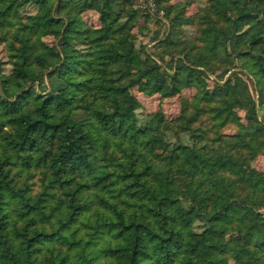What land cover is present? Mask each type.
Wrapping results in <instances>:
<instances>
[{
  "label": "trees",
  "instance_id": "1",
  "mask_svg": "<svg viewBox=\"0 0 264 264\" xmlns=\"http://www.w3.org/2000/svg\"><path fill=\"white\" fill-rule=\"evenodd\" d=\"M166 7L150 51L131 0H0L12 58L10 74L0 58V264H264V171L251 166L264 149V0H211L186 47L178 29L195 18ZM193 87L174 120L137 112L135 88ZM238 107L248 125L209 139Z\"/></svg>",
  "mask_w": 264,
  "mask_h": 264
},
{
  "label": "rangeland",
  "instance_id": "2",
  "mask_svg": "<svg viewBox=\"0 0 264 264\" xmlns=\"http://www.w3.org/2000/svg\"><path fill=\"white\" fill-rule=\"evenodd\" d=\"M211 4V0H163L162 7L160 6V12L158 10L157 0H131V5L137 10L138 17L133 20L134 28L133 32L137 36V46L140 49L154 51L153 45H155L164 32L169 31V27L164 24V21H159V17L168 21L166 15L168 13V7L166 5H178V8L183 9L184 15L192 16L194 21H186L179 29V38L182 47L189 46L190 44L196 42L200 37L201 30L204 27L205 17H206V7ZM150 9L154 13H159L157 17H148L146 9ZM23 15L35 14L39 11V7L35 5H26L23 9ZM174 15V12L172 13ZM83 20L88 23V25L99 26L100 18L99 14L95 11H88L82 15ZM203 22V25H202ZM43 45L52 46L55 42L54 37H48L42 39ZM0 58L5 61V73H11L12 63L10 52L4 44H0ZM220 63H214V68L218 67ZM212 67V69H214ZM218 69V68H217ZM222 68L218 69L221 71ZM240 69V68H236ZM231 70L229 74L234 71ZM227 76V77H228ZM243 77L249 83L253 96L258 101V92L255 90V80L250 78L248 74H244ZM223 82V81H222ZM206 86L210 91L215 88V74H211V77L205 80ZM133 95L140 101L141 106L137 110L138 113H155L158 111L164 112L165 116L170 119H176L182 109V102L186 100H192L198 93L196 88H186L180 94L172 97H163L160 94L149 95L147 93L141 92L138 88L133 89ZM260 119H264V106L257 104ZM236 114L232 123H227L219 128L212 127L208 133V138L212 139L216 134H221L223 136H230L235 134L240 128L246 127L248 121L246 119V110L238 107L235 109ZM207 120L205 127L210 128L212 121L210 120V115H206ZM251 166L259 171H264V149L263 151L251 162ZM36 174L31 176L30 182L32 183V192H40L45 184L43 179V174L40 169L36 170ZM26 175H28L26 173Z\"/></svg>",
  "mask_w": 264,
  "mask_h": 264
}]
</instances>
